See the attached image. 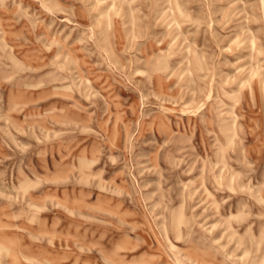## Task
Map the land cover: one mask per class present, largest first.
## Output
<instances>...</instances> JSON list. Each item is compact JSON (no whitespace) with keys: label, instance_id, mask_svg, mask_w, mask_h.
<instances>
[{"label":"rangeland","instance_id":"374dc122","mask_svg":"<svg viewBox=\"0 0 264 264\" xmlns=\"http://www.w3.org/2000/svg\"><path fill=\"white\" fill-rule=\"evenodd\" d=\"M0 247L264 264V0H0Z\"/></svg>","mask_w":264,"mask_h":264},{"label":"bare ground","instance_id":"6f19581e","mask_svg":"<svg viewBox=\"0 0 264 264\" xmlns=\"http://www.w3.org/2000/svg\"><path fill=\"white\" fill-rule=\"evenodd\" d=\"M3 229V228H2ZM3 233V231H2ZM4 237V236H3ZM7 243V239L5 240V238L3 239V244H6ZM1 248V247H0ZM7 251V250H6Z\"/></svg>","mask_w":264,"mask_h":264}]
</instances>
